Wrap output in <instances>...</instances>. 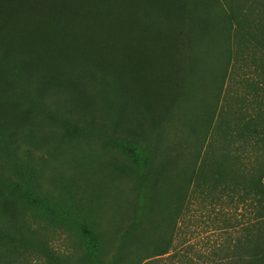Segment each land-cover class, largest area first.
<instances>
[{
	"label": "rangeland",
	"instance_id": "374dc122",
	"mask_svg": "<svg viewBox=\"0 0 264 264\" xmlns=\"http://www.w3.org/2000/svg\"><path fill=\"white\" fill-rule=\"evenodd\" d=\"M117 2L119 14L128 18L118 39L120 48L135 46L138 55L145 56L150 45L176 46L172 34L178 31H188V39L196 44L191 51H164L172 56L174 67L165 66L158 75L174 74L166 83L178 90L174 114L161 116L162 129L145 123L138 130L144 134L141 138L134 132L138 114L133 105L141 89L131 83L124 108L121 84L110 71L114 61L107 69L102 55L91 52L96 74L91 78L82 66L68 70L46 63L62 55L59 47L47 48V40L38 47L34 41L8 46V57L0 59V120L7 129L0 131V264L137 261L146 252L139 249L128 259L127 252L135 245L127 236L158 243L160 234L168 235L169 221L188 187L198 139L206 132L207 143L218 139L213 129L219 111L227 106L225 96L246 101L255 96L244 86H230L225 78L234 59L229 53L232 43L245 39L264 43V0ZM98 11L95 4V24ZM9 21L0 14V29ZM3 46L0 42V50ZM20 51L29 59L24 73L32 78L24 83L15 82L12 70L13 63L19 65ZM121 70L128 76L125 68ZM137 74L144 71L138 69ZM37 77L44 78L43 84ZM220 86L227 91L218 100ZM69 91L76 94L70 104L74 109L65 105L67 96L61 94ZM259 101H252V109ZM212 109L215 115L207 128ZM119 117L121 136H116L112 128ZM132 139L137 144L130 143ZM260 147L252 149L255 164L264 163V146ZM210 206L209 200L193 193L187 212L177 216L169 232L168 254L144 264H231L234 241L245 235L240 228L228 229L237 220H218L207 211Z\"/></svg>",
	"mask_w": 264,
	"mask_h": 264
},
{
	"label": "trees",
	"instance_id": "16d2710c",
	"mask_svg": "<svg viewBox=\"0 0 264 264\" xmlns=\"http://www.w3.org/2000/svg\"><path fill=\"white\" fill-rule=\"evenodd\" d=\"M117 1L0 0V14L10 20L3 29H0V42L4 45L0 50V59L6 60L8 57L7 47L13 46L14 41L17 45L21 43L30 45L31 41H34L38 47L47 40V48L59 47L62 55L46 60V63L68 70L82 66L84 72L94 78L96 74L91 68L89 57L93 56L91 52H95V54L98 52L102 55V62L107 69H110V61L115 62V66L110 71L113 80L121 84L124 108L131 83L138 85L137 87L141 89V95H137L133 101L134 111L138 114L134 132L144 138L143 133H138L139 128H142L146 123L157 130L160 127L162 129L161 116L173 115L174 112L171 113V111L175 110L172 107L176 106L178 100L177 88L173 86L171 89L170 86H166L167 79L174 74L158 75L159 72L164 71L165 66L167 70L174 67L172 56L164 51L169 50L168 48H171L172 52L174 50L191 51L196 44L188 39L190 35L188 31L186 33L178 31L174 35L172 34L176 46L150 45L149 48H146L149 52L145 50V56L140 57L135 46L120 48L118 39L122 38L126 31L128 18L125 13L119 14L117 9L119 2ZM95 4L99 5L96 24L94 23ZM103 19L108 21L104 23ZM183 19L184 16L181 20ZM1 21L5 23L3 19ZM55 30L57 32L53 35L52 32ZM208 31L209 26L205 28L204 32L208 34ZM159 34L163 38V33L159 31L158 38ZM57 40L60 42L58 46H55ZM72 40H78L80 44H72ZM249 41L245 39L230 45L229 53L234 55V59L225 80H229L230 86L232 84L239 87L244 86L246 91H252L255 96L251 95L252 99L247 98L248 101L244 98L238 100L237 96L234 98L225 96L227 106L221 112L219 111L217 125L213 129L217 133L214 137L215 139L218 137V139H216L217 141L212 139L207 143L205 139L207 132L203 138L198 139L194 167L188 181L189 188H186L181 197L176 216L169 221V232L171 233L175 228V219L180 215L182 217L183 213L187 212V206L193 193L197 192L205 200H209L211 205L210 210H207L209 213L213 212L218 220H237L235 226L228 229L240 228L239 233L245 235L239 236L234 241L231 264H264V163L255 164L252 152V149L259 147L260 151V146H264V43ZM114 57H118V59ZM18 62L17 66L15 63L12 65L15 82L18 83L19 80L23 83L31 81L30 75L24 73L28 68L29 59L22 51L19 52ZM122 68L126 69L128 76L122 75ZM138 69H142L144 74L138 75ZM101 80H103L102 75L99 81ZM36 81L43 84L44 78L37 77ZM57 86L59 87L58 84ZM222 87H219L218 100L227 91H222ZM224 88L226 87L224 86ZM0 93H2L1 90ZM62 93L67 96V100L64 101L65 105L74 104L76 98L74 92ZM228 94L229 92H227ZM167 96L170 100L166 99ZM256 99H260V101L252 109V101ZM223 100L221 97L220 102L222 103ZM244 105L246 107L243 108ZM215 106L217 107L215 104L213 108ZM214 115L215 111L212 109L206 118L207 128L211 126ZM178 117L179 115H177ZM117 122L112 128V132L116 136H121L118 130L121 126L120 117ZM3 130L7 131L1 119L0 131ZM30 131L32 130L30 129ZM13 134H15V130ZM134 140L129 142L137 144ZM199 156L202 158L196 165ZM246 216H248V220L245 221ZM251 216L252 218H249ZM249 229L252 230L251 234H246ZM168 235L160 234L157 237L158 243H155L154 240V242L139 240L132 234L127 236L126 240L130 239L135 245L134 249L128 250L127 258L130 259L129 257L139 249L146 253L139 255L137 261L133 259L131 264H144L151 258L167 255L171 242ZM212 257L215 258L216 255L213 254ZM98 264L101 262L98 261Z\"/></svg>",
	"mask_w": 264,
	"mask_h": 264
}]
</instances>
